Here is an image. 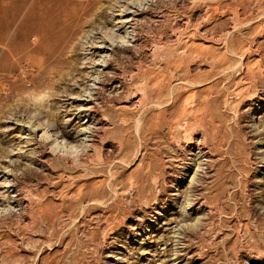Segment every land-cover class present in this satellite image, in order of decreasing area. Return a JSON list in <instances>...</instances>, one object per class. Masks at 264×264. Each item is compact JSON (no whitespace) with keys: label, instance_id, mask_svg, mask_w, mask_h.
Segmentation results:
<instances>
[{"label":"rangeland","instance_id":"1","mask_svg":"<svg viewBox=\"0 0 264 264\" xmlns=\"http://www.w3.org/2000/svg\"><path fill=\"white\" fill-rule=\"evenodd\" d=\"M22 1L0 0V264H264V0L137 4L134 44L113 48L90 103L107 129L75 153L52 151L28 116L58 140L81 132L91 43L133 0L58 1L79 6L58 4L72 71L41 105L38 30L26 21L5 49ZM15 175L22 202L2 184Z\"/></svg>","mask_w":264,"mask_h":264},{"label":"bare ground","instance_id":"2","mask_svg":"<svg viewBox=\"0 0 264 264\" xmlns=\"http://www.w3.org/2000/svg\"><path fill=\"white\" fill-rule=\"evenodd\" d=\"M58 1H60V0H23L22 2H20V4H19L20 6L17 8L16 11L19 12L21 8H23L25 5L28 4V6H26L27 11H26V15H25L27 18L22 17L23 18L22 21L19 23V25H17V28L14 30V34H12L10 36L8 43L5 47V49L7 51L6 53L11 54L13 51L12 41L15 40V39H13V37H16L19 34L20 29L23 28L22 25L24 23H27L26 21H28L27 25H29V22H30L32 25H29V26H33V28L35 30H38V33L35 32L36 33L35 37L43 40L44 47L42 49H40V53L39 52H36V53L33 52L34 54L32 55L33 56L32 61L33 62L35 61V63H37L39 66V71H38V74L36 75V77L38 79L37 84L39 82L42 86V89L38 93H36V92L35 93L34 92L29 93V100L30 101L31 100L32 101H38L39 104L42 102V100L45 99L46 96L50 97V96L57 95L59 82L62 81V79L65 76L69 75L72 71V68L70 66V64H71L70 60L67 61L64 58V56L67 53L64 54V56H63V53H65V52L63 51V53H62V48H63L62 42L58 46V25H59V23H58L59 22L58 12L61 10V9H59V11H58V4H59V7H62L64 5L69 6V8L71 7L73 12H74V8L79 7V6H78V4H76V3L73 4L72 2H69V1L68 2L61 1L60 3H58ZM142 2H145V0H133L129 3L124 4L123 8L120 9L118 23L113 24L109 28L110 31H107L108 30L107 28L105 30H103V28L101 26V30H100L101 34L98 36V38L101 39V42L99 41L97 43V42L92 41V43H91V45L96 43V47H98V49H99V51H98L99 55L97 57L90 56L89 61L86 62L89 65L88 66L89 70L86 73H84V75H85V77H88V78L93 76L91 79L93 82L89 84V87H88V84L86 85V87H84V90H83L84 93L83 94L82 93L78 94L79 97L84 96L81 99L79 98L84 103H82V105L79 107L78 113H80L79 116H82V119L83 118L85 119L84 121H82V123H86V125L80 129V131H81L80 133H78L74 137L72 136V138H68V136L63 133V134H60L61 140H58L57 136H59V135L55 136L56 134H54V131H53V133L50 132L49 120L46 119L45 117H42L40 114L37 115L34 112H30L28 119H27L28 123H30V125H31L30 128H33L35 130H42V134L40 136L42 138H44L45 140H47V142L50 143L49 147L52 151H55V152L59 151L60 152L62 150L64 152L75 153L80 149H85V148L90 147V146L92 147L95 144V142L97 141V138L100 136V132L103 130V132L105 133V130L107 128H103L101 126L102 125L101 120L103 117L99 116V115H101V113H100L99 109L97 108V106L95 104H90V103L93 102L92 100H96L98 98H101L100 92L102 90V87L103 86L105 87V83H104L105 69L109 67L110 57L112 56L113 48L117 45H120V44H125V45H133L134 44L133 42H134L135 37H136L135 24H134V23H136L135 22L136 10L134 8L136 7L137 4H140ZM97 3H99V2H97ZM41 4H44V5H43V7L39 8ZM99 5H101V2H100V4H98V6ZM98 6H96V7H98ZM136 8H138V6ZM96 11L97 10L95 9V11L93 13H95ZM75 14H76V12H75ZM21 15H22V13H21ZM87 16L91 19V15H87ZM66 18H67V16H66ZM89 18H87V20ZM83 19H84V17H83ZM82 23H84V22H82ZM82 23H80V24H82ZM20 25H21V27H20ZM81 26H79V27H81ZM81 29H82V27H81ZM76 34H78V33H76ZM71 37H72V35H71ZM0 38H1V36H0ZM64 42H66V41L64 40L63 43ZM68 44H70V43H68ZM71 45H72V43H71ZM66 46L67 45H65V47ZM67 48H68V50L70 49L69 47H67ZM67 48H66V50H67ZM39 54L41 55L40 58L35 59L34 56L39 55ZM100 66L102 68H100ZM65 68H67V70H68V71L66 70L67 72H64ZM33 70H34V68H33ZM37 84H34V86L36 87ZM9 89H10V87H9ZM17 91H19V90H17ZM30 91H32V90H30ZM23 92H24V90H23ZM126 96H128V95H126ZM126 100H128V99H126ZM126 100L124 99V101L120 102V105H118V104L117 105L119 107H121L122 109H126L128 107ZM81 134L83 136L80 137ZM63 141L65 143H62ZM234 143H236V141ZM198 153H199V151H198ZM37 154H38V152H37ZM200 170H201V165L198 162L197 166L195 167L192 179H191L192 183H193L194 179L196 178V176L198 175V172ZM221 173H222V171H221ZM221 173H219V174H221ZM23 177H24V175L21 178H19L15 175L12 179H5L2 183V184H4L3 187H7L8 191L14 192V194L12 195L13 201L22 202L24 199L23 195L21 193L22 187L20 186L21 183L24 182V181H22V180H24ZM219 187H220V189H219L218 193L221 195V193H223V189L225 187H224L223 183H221L219 185ZM93 189L96 191H93ZM99 189H101V188H98V190H97V187H96V189L94 187H90L89 190L91 191L90 193H93V195L95 197V196H98L99 194H102V191ZM86 197H88V196H86ZM0 200H1L0 204L3 205L4 199L2 201V198L0 197ZM9 202H8V204H9ZM4 208H5V206L2 207V210Z\"/></svg>","mask_w":264,"mask_h":264}]
</instances>
